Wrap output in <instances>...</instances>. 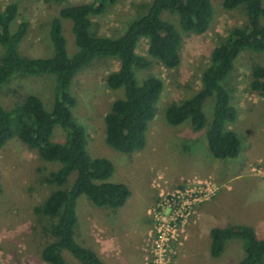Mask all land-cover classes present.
Segmentation results:
<instances>
[{"label":"rangeland","instance_id":"obj_1","mask_svg":"<svg viewBox=\"0 0 264 264\" xmlns=\"http://www.w3.org/2000/svg\"><path fill=\"white\" fill-rule=\"evenodd\" d=\"M224 0H212L214 20L203 35L185 33L178 17L165 12L162 19L172 23L182 34L181 64L167 70L154 61L149 70H134L142 85L151 76L163 82V92L157 104V115L149 124L146 147L132 155L121 154L105 142V116L113 102L124 98V89L111 90L106 84L109 74L117 72L119 62L101 58L80 71L70 88L78 106L74 118L88 135V153L93 158H106L114 167L113 183L125 184L131 195L118 209L97 208L86 196L77 202V241L98 254L104 264H148L152 261L153 237L158 206L164 198L178 190L196 186L198 182L211 188L204 192L190 215L179 224L178 241L171 245L170 264H239L244 256V243L229 241L219 258L211 256L213 228L247 226L264 239V98L251 89L252 69L264 67V53L243 52L236 60L235 70L222 85L230 91L231 105L237 109L235 123L229 125L241 139L238 158L220 160L208 147L207 128L214 112V98L205 102L206 127L195 132L191 121L172 126L167 123L165 110L172 103L192 98L202 86L201 77L210 65L211 54L230 30L246 24L242 8L227 11ZM91 0H1L0 10L18 5L13 20L14 32L21 23H28V31L19 46L20 55L29 59H48L54 56L50 38L51 21L61 8ZM153 0H117L105 14L92 17L90 32L97 36L117 39L129 24L145 14ZM72 21L63 20V34L67 52H77ZM148 42L142 39L137 52L147 56ZM2 48L0 46V58ZM56 77L51 74L25 76L15 74L0 87V105L10 110L28 95L37 96L47 111L55 102ZM64 144L66 133L57 126L52 138ZM58 163L43 161L39 154L18 139L11 140L0 150V264H47L41 253L53 241L47 236L34 215L54 190L44 183L45 177L59 168ZM74 175L70 182L74 181ZM153 233V232H152ZM142 242L144 250L142 249ZM111 246L114 252L111 253ZM68 264H80L70 252L63 251ZM101 257V256H100ZM146 258V262H145Z\"/></svg>","mask_w":264,"mask_h":264},{"label":"trees","instance_id":"obj_2","mask_svg":"<svg viewBox=\"0 0 264 264\" xmlns=\"http://www.w3.org/2000/svg\"><path fill=\"white\" fill-rule=\"evenodd\" d=\"M55 1L60 3L62 0ZM116 2L91 0L61 8L51 21L49 34L54 56L48 59H29L20 55L19 46L27 34L28 23H21L13 32L11 25L18 16V5L12 3L0 10V87L15 74L56 77L55 102L51 111H47L34 95H28L10 110L0 105V150L11 140L18 139L36 151L43 161L60 164L44 179V183L54 190L34 208L44 233L53 239L41 253L47 264H68L63 251L70 252L80 264H104L94 250L76 239L78 199L86 196L97 208L118 209L131 195L127 185L111 182L115 167L110 160L93 158L88 153L87 132L73 115L78 101L70 88L76 75L101 58L119 62L118 71L107 76L106 84L111 90L124 89L125 96L115 100L105 116V142L109 148L124 155L140 152L146 147L149 124L157 115L164 86L153 76L139 85L134 70H149L154 61L167 70H175L181 64L182 34L172 23L163 20L162 14L176 15L182 31L196 35L207 33L214 20L212 0H153L147 12L131 22L119 38L92 34V17L105 14ZM222 6L227 11L242 8L246 24L232 28L225 40L214 48L210 65L201 77V89L188 100L170 104L165 110V118L172 126L190 120L194 131L201 132L207 123L205 102L214 98L207 143L215 158L229 160L239 157L241 139L229 128L237 120L238 112L231 105L230 91L222 83L233 73L236 60L243 52L264 53V0H224ZM63 20L73 23L78 50L71 57L63 34ZM142 39L148 42L147 56L137 52ZM251 89L264 98V67H253ZM57 126L66 133L64 144L52 141ZM1 178L0 173V194ZM210 235L213 258L223 254L229 241L240 240L244 243V256L239 264H264V239L258 237L253 228H213Z\"/></svg>","mask_w":264,"mask_h":264},{"label":"built area","instance_id":"obj_3","mask_svg":"<svg viewBox=\"0 0 264 264\" xmlns=\"http://www.w3.org/2000/svg\"><path fill=\"white\" fill-rule=\"evenodd\" d=\"M264 176V172H261ZM211 191V188L198 182L196 186H189L178 190L175 194L164 198L158 206L159 213L154 216L155 225L150 236L154 238V249L152 251V261L148 264H170L171 245L178 241L179 231L190 215L195 216L194 207L201 200L204 192ZM179 223V224H178Z\"/></svg>","mask_w":264,"mask_h":264},{"label":"crops","instance_id":"obj_4","mask_svg":"<svg viewBox=\"0 0 264 264\" xmlns=\"http://www.w3.org/2000/svg\"><path fill=\"white\" fill-rule=\"evenodd\" d=\"M1 48H2V47H1ZM143 247H144V244H143V242H142V249L144 250ZM111 248H112V249H111V250H112L111 253H113V252H114V246H111ZM95 252H96V251H95ZM96 253H97V252H96ZM144 253H145V255H146V251H145V250H144ZM97 254H98V253H97ZM98 255L101 256V257H100L101 259L103 258V256H102L103 254L100 253V254H98ZM102 260H103V259H102ZM103 262H104V261H103ZM145 262H146V258H145ZM144 264H146V263H144Z\"/></svg>","mask_w":264,"mask_h":264}]
</instances>
